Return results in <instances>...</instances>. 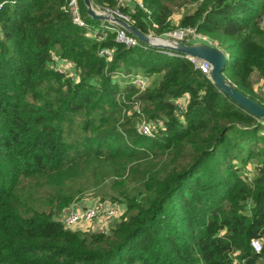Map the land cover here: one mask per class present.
<instances>
[{"label": "trees", "instance_id": "trees-1", "mask_svg": "<svg viewBox=\"0 0 264 264\" xmlns=\"http://www.w3.org/2000/svg\"><path fill=\"white\" fill-rule=\"evenodd\" d=\"M142 1L149 12L122 7L137 29L165 35L181 14L178 27L208 36L225 78L264 105L253 81L264 80V0ZM0 2V264H264L262 120L186 55L89 36L66 0ZM123 71L151 82L140 91ZM142 116L164 128L141 135ZM92 193L125 213L107 230L70 229L60 214Z\"/></svg>", "mask_w": 264, "mask_h": 264}, {"label": "built area", "instance_id": "built-area-1", "mask_svg": "<svg viewBox=\"0 0 264 264\" xmlns=\"http://www.w3.org/2000/svg\"><path fill=\"white\" fill-rule=\"evenodd\" d=\"M140 5L143 9L149 12V10L145 7L142 0H118L117 7H105L102 9H98L100 12L109 13L113 16H117L127 23L133 25L132 16L130 12L125 11L122 7H134V5ZM3 3L0 2V10ZM66 10L69 11L72 21L87 30V34L89 36L96 37L99 41H104L107 39L109 31L115 32V39L119 43L126 46H140L143 43L130 32H128L124 27L117 25L112 21L101 22L100 24L90 23L87 18L83 15L80 0H66L65 4ZM151 36H155L153 33H147ZM168 34V33H166ZM175 37V41H185L187 43L194 42H206L209 44H213V41L206 35H203L200 32H197L193 27H184L180 28L173 33H170ZM169 34V35H170ZM157 37V36H156ZM162 38V37H161ZM178 39V40H177ZM114 48L103 47L99 50V54L110 61L114 55ZM186 58L195 65L197 69H199L202 73L208 75L210 77L212 66L197 57L186 55ZM53 59L55 61V67L61 71H67L68 67L67 63H65V59L59 58L56 54L53 55ZM68 61V60H67ZM70 62V61H69ZM73 66V63H70ZM70 68V67H69ZM129 78V83L135 85L140 91H144L150 84V77L143 73H130L127 75H123ZM186 100V98H182L179 101L180 108L183 110L182 103ZM138 112L140 111V107L137 106ZM144 119L143 121L141 119ZM142 122L137 128L138 133L145 136L154 137L159 129L164 128V122L162 120L158 121H148L145 120V116L140 117ZM264 125V121H263ZM125 213L124 205L113 203L109 200L99 201L95 203L91 207L83 208L79 207L75 204H72L66 207L63 212L60 214L59 219L68 227H75L77 225L84 224H92L97 219L107 217L112 219H120ZM107 223L105 225L102 224V229L107 230L109 227ZM92 229V228H91ZM97 230V229H96ZM252 246L255 251L259 252L262 250L263 244L260 239H253Z\"/></svg>", "mask_w": 264, "mask_h": 264}, {"label": "water", "instance_id": "water-1", "mask_svg": "<svg viewBox=\"0 0 264 264\" xmlns=\"http://www.w3.org/2000/svg\"><path fill=\"white\" fill-rule=\"evenodd\" d=\"M83 1L86 6V14L92 20L100 22L112 21L117 25L124 27L128 32L137 37L147 46L164 50L169 54L194 56L208 62L212 66L210 78L218 88L249 113L264 121V105L239 91L223 75L227 55L221 48L206 42L187 43L185 41H175L167 38L151 36L117 16L100 12L93 5L91 0ZM156 39L168 40L170 43L164 44L155 42Z\"/></svg>", "mask_w": 264, "mask_h": 264}, {"label": "rangeland", "instance_id": "rangeland-1", "mask_svg": "<svg viewBox=\"0 0 264 264\" xmlns=\"http://www.w3.org/2000/svg\"><path fill=\"white\" fill-rule=\"evenodd\" d=\"M180 16H181V14H179V13H175V15L173 16L174 23H176V28L174 29V31L180 29L178 27ZM174 31L169 32L168 34H165V35H156V34H154V35L157 36V37H162V38H167V39H171V40H176L175 37L172 34H170V33H173ZM65 63H67V66H65V67H68V69L73 67V66L70 65L71 61L69 62V61L65 60ZM140 73H142V72H140ZM125 74H126L125 71H123V73L122 72L120 73V75H122V76L125 75ZM253 81H254L255 89L257 90L258 94L263 96L264 95V80L263 79H259L257 75H253ZM150 82H151V79H150ZM141 120L143 121L144 119L142 118ZM141 120H139L137 122V128L139 127L140 123L142 122ZM145 120H147L146 117H145ZM261 163H262V161L260 160V158L258 156H255L252 159L251 164H249L248 168L246 169L248 171V173H249V176L251 178L254 175L253 172H255V169H256L257 165H259ZM88 198L89 199H93L95 201V203L99 202L98 201L99 199L98 200L96 199V198H98V197H96V194L92 193L91 195L88 196ZM83 200L79 201L78 203L76 202L75 205H77L79 207H82V203H83L82 201ZM118 204H121V203H118ZM121 205H123V204H121ZM115 221H116V219L103 217V218L97 219V221H94L92 224L77 225L75 227H70V229H74V230L75 229H77V230L78 229H84V230H86V229L94 228V229L100 230V229H102V224L105 225V223H107L109 225L108 227H110L112 224L115 223Z\"/></svg>", "mask_w": 264, "mask_h": 264}, {"label": "crops", "instance_id": "crops-1", "mask_svg": "<svg viewBox=\"0 0 264 264\" xmlns=\"http://www.w3.org/2000/svg\"><path fill=\"white\" fill-rule=\"evenodd\" d=\"M180 17H181V16H180ZM201 42H203V41H201ZM82 202H83V203H82V207H83V208L91 207V206L94 205V203H95V201H94L93 199H89V198L84 199ZM79 204H80V203H79ZM92 229H94V228H92Z\"/></svg>", "mask_w": 264, "mask_h": 264}, {"label": "bare ground", "instance_id": "bare-ground-1", "mask_svg": "<svg viewBox=\"0 0 264 264\" xmlns=\"http://www.w3.org/2000/svg\"><path fill=\"white\" fill-rule=\"evenodd\" d=\"M155 42H160V43H164V44L170 43V41H168V40H161V39H156Z\"/></svg>", "mask_w": 264, "mask_h": 264}]
</instances>
